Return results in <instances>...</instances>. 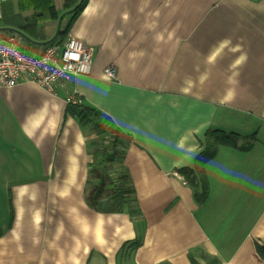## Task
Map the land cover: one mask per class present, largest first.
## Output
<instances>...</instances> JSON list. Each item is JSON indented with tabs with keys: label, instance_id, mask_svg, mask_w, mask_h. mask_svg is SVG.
I'll return each mask as SVG.
<instances>
[{
	"label": "crops",
	"instance_id": "0c3cea01",
	"mask_svg": "<svg viewBox=\"0 0 264 264\" xmlns=\"http://www.w3.org/2000/svg\"><path fill=\"white\" fill-rule=\"evenodd\" d=\"M52 1L57 18L0 0V33L42 51L68 12ZM71 20L90 75L0 88V264H264V0H87L58 38ZM72 93L120 130L115 152ZM209 130L236 143L201 164Z\"/></svg>",
	"mask_w": 264,
	"mask_h": 264
},
{
	"label": "built area",
	"instance_id": "2783aa9c",
	"mask_svg": "<svg viewBox=\"0 0 264 264\" xmlns=\"http://www.w3.org/2000/svg\"><path fill=\"white\" fill-rule=\"evenodd\" d=\"M93 56L94 48L71 34L64 40L57 39L47 44L39 52L27 50L15 32L0 33V88L29 82L56 94L65 82L91 74ZM105 74L112 80L118 78L114 65L106 67ZM66 101L68 104L83 102L76 93L69 94ZM113 139L111 136L110 140Z\"/></svg>",
	"mask_w": 264,
	"mask_h": 264
},
{
	"label": "trees",
	"instance_id": "16d2710c",
	"mask_svg": "<svg viewBox=\"0 0 264 264\" xmlns=\"http://www.w3.org/2000/svg\"><path fill=\"white\" fill-rule=\"evenodd\" d=\"M39 1H40L39 5L48 7V9H49L48 11L50 13L49 15L51 17H53V18L58 17V12H57L55 5H54L52 0H39ZM79 2H80V0H66L65 7H66L67 11H70V10L75 8L74 11H72L70 13L72 15V17L77 16L82 11L87 0H84L80 6H78ZM72 20L68 23V25H66V29L63 32L65 34V36H67L69 33V29H70V25H71ZM58 40H64V38L60 37V38H58ZM50 43H52V42H50ZM68 111L71 114H73L74 116H76L80 120L81 123H89L92 121V122H95L99 131L108 132V134H110V135L115 134L114 141H113L115 144L117 142H119L118 140L121 139V137L119 136L120 130L113 125L112 120L109 119L108 117H103L101 115V113L99 111H97L96 109H94L90 106H86L83 103H81V104H69ZM99 120H101V121H99ZM207 136H208V139H207L206 149L203 150L202 152H200V154H198V156H197V160L201 164H204L209 159L214 157L216 150H217V145L219 143L235 144L236 138H237V134L227 133V132H224L221 130H209V132L207 133ZM115 144H113V145H115ZM98 152H100V155L102 154V156H104L106 161H109V159L111 160V158H107V156H106V154L108 153L107 149L104 148L102 150H98ZM191 180L194 181V183H195L194 179H191ZM103 184H104V182H103ZM201 185L203 186L202 191L200 193L197 192V198L199 201L203 200L204 196L207 193V188H205V183L202 179H201ZM196 186H198V184H196ZM130 192H131L130 188H125L123 193L126 194V193H130ZM1 235H2V232L0 230V236ZM135 244L137 245L138 242ZM257 251H258L259 255L264 257V245L258 244L257 245Z\"/></svg>",
	"mask_w": 264,
	"mask_h": 264
},
{
	"label": "rangeland",
	"instance_id": "374dc122",
	"mask_svg": "<svg viewBox=\"0 0 264 264\" xmlns=\"http://www.w3.org/2000/svg\"><path fill=\"white\" fill-rule=\"evenodd\" d=\"M98 133V132H97ZM101 135H100V134ZM99 135H98V137H97V139H98V142L102 145V144H105V146L107 145V147L109 148V150H110V153L112 154L113 152H115V147H113L114 145L113 144H115L113 141H114V139H113V141H111L110 140V137L112 136V138H114L113 136L114 135H110V134H108V132H104V131H99ZM113 151V152H112Z\"/></svg>",
	"mask_w": 264,
	"mask_h": 264
},
{
	"label": "water",
	"instance_id": "95a60500",
	"mask_svg": "<svg viewBox=\"0 0 264 264\" xmlns=\"http://www.w3.org/2000/svg\"><path fill=\"white\" fill-rule=\"evenodd\" d=\"M83 1H84V0H81L80 3L78 4V6H80V5L83 3ZM74 9H75V8H74ZM74 9L68 11L67 13H71L72 11H74ZM67 13H66V14H67ZM66 14H63V15L61 16V18H60V20H59L58 31H57L56 35L53 37V39H51L48 43L55 41V40L58 38L59 34L62 32V31H61V23H62V19H63V17H64ZM18 32H19V31H18ZM19 33H20V32H19Z\"/></svg>",
	"mask_w": 264,
	"mask_h": 264
}]
</instances>
